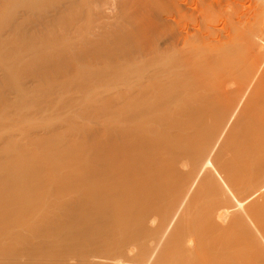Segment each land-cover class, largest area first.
<instances>
[{
	"label": "bare ground",
	"instance_id": "6f19581e",
	"mask_svg": "<svg viewBox=\"0 0 264 264\" xmlns=\"http://www.w3.org/2000/svg\"><path fill=\"white\" fill-rule=\"evenodd\" d=\"M0 264H264V0H0Z\"/></svg>",
	"mask_w": 264,
	"mask_h": 264
},
{
	"label": "rangeland",
	"instance_id": "374dc122",
	"mask_svg": "<svg viewBox=\"0 0 264 264\" xmlns=\"http://www.w3.org/2000/svg\"><path fill=\"white\" fill-rule=\"evenodd\" d=\"M69 88H71V87H69ZM74 89V88H73ZM61 94H65V93H61ZM62 95V96H63ZM61 95L59 94V95H57V96H55V97H57V98H59ZM55 97H53V99L55 98ZM52 100V99H51ZM44 103H40V104H38L39 105V107H40V105H42V107L40 108V109H38L39 107H38V105H36L37 107L35 108V110L33 111L34 113L33 114H31V117L30 118H35V117H37V118H40L42 115H43V113H42V111L47 107V106H49V107H47L46 109L47 110H44L45 111V113L44 114H46L47 113V115H48V113L52 110V112L53 111H57V110H54V106H53V104H50V103H47V106H46V104H44L45 105V107H44V105H43ZM48 104H50L51 106H52V108H50L51 106L50 105H48ZM48 108H50V109H48ZM50 110V111H49ZM51 112V113H52ZM76 111H74L73 113H75ZM42 113V114H41ZM41 114V115H40ZM71 115V114H70ZM43 116H45V115H43ZM37 118H36V120H37Z\"/></svg>",
	"mask_w": 264,
	"mask_h": 264
}]
</instances>
